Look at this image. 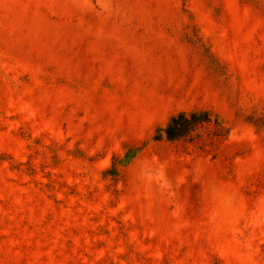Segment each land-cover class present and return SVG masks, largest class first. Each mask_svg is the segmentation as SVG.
I'll return each mask as SVG.
<instances>
[{"label": "rangeland", "instance_id": "1", "mask_svg": "<svg viewBox=\"0 0 264 264\" xmlns=\"http://www.w3.org/2000/svg\"><path fill=\"white\" fill-rule=\"evenodd\" d=\"M0 264H264V0H0Z\"/></svg>", "mask_w": 264, "mask_h": 264}, {"label": "trees", "instance_id": "2", "mask_svg": "<svg viewBox=\"0 0 264 264\" xmlns=\"http://www.w3.org/2000/svg\"><path fill=\"white\" fill-rule=\"evenodd\" d=\"M218 123L217 119L214 120L212 113L209 110H192L190 112L182 111L168 121V123L159 127L154 135L155 140L166 138L167 140H178L192 136L197 130L210 125L212 122ZM136 155V151L129 149L123 158L118 160L121 165L128 164ZM117 168L114 164L109 171L110 174L116 175Z\"/></svg>", "mask_w": 264, "mask_h": 264}]
</instances>
